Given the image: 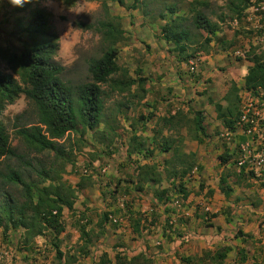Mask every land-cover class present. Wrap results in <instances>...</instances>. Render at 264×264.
<instances>
[{
    "label": "rangeland",
    "instance_id": "374dc122",
    "mask_svg": "<svg viewBox=\"0 0 264 264\" xmlns=\"http://www.w3.org/2000/svg\"><path fill=\"white\" fill-rule=\"evenodd\" d=\"M103 1L108 8V16L102 8ZM130 3L131 0H125L126 5ZM252 3L254 5L238 21L247 35L236 48L240 50L238 55H234L231 50L233 61L236 58L238 62L246 60L250 51H264V0H252ZM226 4L227 0H154L146 8L140 7L130 11L112 0H68V3L55 0L54 9L32 5L18 8L12 7L8 0H0V46L13 51L20 50L26 39L24 29L30 19V11L39 9L46 12L49 15L50 27L59 37V50L53 60L64 68L62 81L71 86L91 81L87 71L88 61L99 58L108 48V42L99 31L84 30L77 24H92L97 27L99 21L106 20L109 16L118 17L124 35L115 46L118 51L117 63L127 69L129 76L135 80V85L123 94L111 91L107 85L102 86L104 111L101 123L93 131H83L79 125L59 141L68 154L63 163L60 160L55 161L53 153L37 154L29 150L17 135L19 129L35 125L37 122L36 109L31 102L21 96L13 104L5 106L0 121L7 130L12 149L36 166L63 164L61 178L74 190V205L77 207L70 212L64 210L61 219L64 231L56 238L52 231H45L44 235L24 243L26 233L23 229L10 230L3 235V227H0V253L4 257L3 264H101L104 257L108 258L104 264H264V237L251 238L246 235V228L241 227L239 221L233 219L235 215H230V212L223 213L225 216L221 222L215 219L211 213L213 211L205 210L211 195H205L203 206L195 202L201 183L194 173H189L182 181L165 177L168 171L165 170L164 162L174 156L173 151L163 154L160 150V146H166V142L177 140L178 159L188 162L193 159L188 153L189 145L184 144L181 137L194 136V99L208 95V91L201 87L192 90L183 102V105L188 104L189 110L179 107L183 123L187 124L173 132H167V125L163 123L162 118L171 116V109L175 106L169 101L175 95L171 97L173 88L164 86L163 83L172 82L178 61L173 46L164 42L161 36L162 26L169 21L167 10L170 6H175L176 15L186 18L184 25L190 28L194 35V48H198L201 42L200 32L192 26L191 8L204 12L212 22L219 23V31H235V20H230ZM19 21L21 23H18ZM219 38V34H216L208 53L201 51L196 54L195 59L206 55L217 56L220 49L230 51L225 43L215 50ZM219 68L223 73V67ZM0 70L9 73L3 62H0ZM139 79L144 80L142 85H139ZM226 85L227 88L230 87L229 82ZM238 89L239 107L243 110L247 97L242 87ZM222 94L223 91L219 90L216 99ZM175 104L182 105L181 102ZM153 142H156L157 146ZM136 143L141 146L140 155L130 154L131 145ZM130 155L134 157L131 158ZM144 159H150L147 161L150 162L148 165L155 166L161 176V182L156 184V187H145L146 184L138 179L139 163ZM9 169L19 171L26 181L39 182L40 179L34 171L25 170L13 158L1 160L0 200L2 194L6 193L16 202L22 203L24 199L21 186H7L2 182V175ZM168 170L170 171L171 167H168ZM177 170L175 169V172H179ZM179 184L184 186L186 192L194 194L192 202L184 204V207L194 209L192 217H178L182 209L176 208V204L183 203ZM139 188L141 191H138ZM204 188L203 184L202 189ZM155 191L163 194L164 203L168 201V204L172 205L169 207V210H172L170 215L176 220L180 218L186 224L184 230L172 229L175 233L174 239L178 243L174 253H169V249L165 251V245L173 243V239L162 243L152 239L155 233L149 235L153 232L149 226L158 221L153 217L154 211L149 215H152L151 221L147 217V220L141 223L143 230L149 229L146 233L149 237L143 239L132 231H119L122 226H117L118 222L113 221L116 218L127 221L129 214L133 221L139 218V215L134 216V212L129 208L133 203L144 200L146 196L149 198ZM88 202L100 203L104 207L97 206L89 211H81L79 204L86 208ZM105 214L107 221L103 222H106V225L100 227ZM87 218L90 220L89 224L86 222ZM133 225L131 223L132 229ZM171 226L174 228L173 223ZM79 227H84L88 237L81 235ZM187 233L192 235V239L187 243L181 242V238ZM209 238L214 240L209 243ZM55 244H58L61 258ZM224 251L228 253L221 260L218 255ZM159 253L162 255L157 257ZM243 257L246 260H242Z\"/></svg>",
    "mask_w": 264,
    "mask_h": 264
},
{
    "label": "trees",
    "instance_id": "16d2710c",
    "mask_svg": "<svg viewBox=\"0 0 264 264\" xmlns=\"http://www.w3.org/2000/svg\"><path fill=\"white\" fill-rule=\"evenodd\" d=\"M112 1L127 10L135 11L140 7L146 8L154 0H131L129 5L125 4V0ZM64 2L68 3V0H64ZM101 5L108 16L106 3L103 1ZM253 5L252 0H227L226 8L231 16L230 20L240 21L244 17V13ZM167 11L169 21L162 26L161 36L164 42L173 46L178 61L187 62L195 58L196 54L201 51L207 54L214 36L220 30L219 23L212 22L204 12L191 8V23L194 29L200 32L201 39L199 47L194 48V35L190 28L184 25V22L187 21L186 18L176 15L175 6H170ZM29 15L30 19L24 29L26 39L21 49L13 51L0 46V62H3L9 70V73L0 70V115L6 105L13 104L21 96L31 102L36 109L37 122L35 125L19 129L17 135L29 150L37 154L53 153L55 161L60 160L63 163L67 160L68 154L59 141L79 125L83 131H93L101 123L104 111L102 86L107 85L111 91L123 94L135 85V80L129 76L127 69L117 63L118 51L115 46L122 39L124 31L119 18L114 16L99 21L97 27L92 24H77L84 30L99 31L104 40L108 42V48L99 58L88 61L87 71L91 81L71 86L62 81L61 75L64 68L53 60L59 50V37L49 25V15L39 9L31 10ZM218 43H220L219 40ZM246 61L250 65L243 78V89L251 97L264 100V51L260 53L250 51L246 56ZM138 82L139 85H142L144 80L139 79ZM229 85L230 87L222 99L225 105L212 100L209 102L214 107L217 120L222 123L225 129L233 131L241 116L240 97L235 82H229ZM162 121L167 127L187 124L183 123L180 114L162 118ZM194 130L193 139L195 140L199 135H205L199 112H194ZM155 143L153 142V144ZM131 147L130 154L140 155L142 153L140 144L136 143ZM160 150L163 153L173 151L174 158L164 162L165 170L168 171V175H165L166 178H178L182 181L196 165L194 155L191 153L190 156L193 159L190 162L178 159L179 156H176L177 146L171 148L168 142H166V146L161 145ZM7 158L15 159L27 171H34L40 181H26L23 175L14 169H9L2 175L4 185L21 186L24 199L22 203H18L6 193L2 194L0 227H3V235H6L10 230L21 228L26 233L24 243L36 236L44 235L45 231H52L56 238L64 231L61 221L63 210L73 211L76 199L74 190L62 181L63 164L52 163L49 166L38 164L36 166L25 156L17 154L11 147L4 124L0 121V162ZM220 160L222 163L227 161L222 157ZM177 166L178 168H176ZM168 167H171L170 171ZM175 169H178L179 172H175ZM137 176L145 184L161 182L159 172L152 165L140 166ZM223 183L224 180L221 179L220 190L225 192ZM179 186L181 198L186 200L189 193L185 191L182 184ZM262 187L264 188V184ZM138 191H141V188ZM154 195L158 201L162 200V193L159 194L155 191ZM103 221H107L106 214L102 223H104ZM102 223L99 224L100 227H102ZM140 223L141 219L134 220L133 232L135 234L140 232ZM87 224L89 223L87 222ZM79 231L83 237H88L84 227H79ZM55 248L58 252V244H55ZM227 253L224 251L218 256L222 260ZM58 256L61 258L62 254L58 252ZM107 259L104 257L101 264L107 262ZM242 260H246V258L243 257Z\"/></svg>",
    "mask_w": 264,
    "mask_h": 264
},
{
    "label": "crops",
    "instance_id": "0c3cea01",
    "mask_svg": "<svg viewBox=\"0 0 264 264\" xmlns=\"http://www.w3.org/2000/svg\"><path fill=\"white\" fill-rule=\"evenodd\" d=\"M18 23L21 22L19 21ZM13 25H15V23ZM22 27L24 28L25 25ZM235 27V31H218L216 33L219 34L220 43L216 45L215 50L225 43L227 45L226 47L230 48V51H228V49H220L217 56L206 55L196 59H190L187 62L177 61V67H175V75L172 82L169 84L163 83V85L172 87L171 97L175 95L169 101L174 103L175 106V108L171 109V116L180 113V106L187 111L189 110L188 104L183 105V102L185 101V97H187L192 90L201 87L203 90L208 91L207 97L204 98L203 95L196 98L194 97L195 99L193 102L196 106L194 111L201 114L205 135H199L197 140L193 139L195 134L193 137H187L186 135L181 137L183 143L189 145L190 152L188 153L193 154L195 157L196 165L191 173H194V176L199 183H201V188H199V192L195 197V202L203 206L205 204V195H211L208 202L209 204L208 206L206 205L205 210L213 211L211 213L216 217L215 219L221 222L224 220L225 216L223 213L225 211L230 212V215H235L233 219L236 221L238 220L239 225L246 228L244 232L246 235H250L251 238L254 236L264 237V188L262 187V184H264V168L260 171L257 169L248 170L249 163L247 161L245 165L239 166L240 157L243 156L240 147L244 143H251L252 161L255 156L264 152V128H258L255 132L256 134L252 137L246 134L244 128L240 125H237L233 131H228L223 127L222 123L217 120L214 107L209 102V100H212L213 102H221L222 105H225L222 99L228 90L226 85L227 82H235L238 88H243V78L247 74V68L250 64L246 60L238 62L237 58L233 61L231 58V50L234 51V55H238L240 50L236 48L245 40L244 37L247 34L244 33L242 26L239 25V22L236 20ZM219 67H223V73L220 71ZM162 80H164V78ZM219 90L223 91V94L220 98L218 97L216 99V93H218ZM243 92L247 99H253L244 89ZM177 102H181L182 105L175 104ZM192 123L194 124V121ZM178 126L169 125L167 127V132H173L179 129L180 126ZM169 144L171 148L175 147L177 140L172 139ZM152 149H154V146H152ZM130 157L133 158L134 156L130 155ZM221 157L226 158L227 161L222 163L220 160ZM136 159L140 161L139 157ZM167 159L169 160V158ZM147 161L144 159L139 165L143 166L150 163ZM221 179L224 180L222 186L225 192L220 190ZM203 184L205 185L204 189H202ZM147 186L156 187L157 185L154 183H147L145 187ZM193 195L194 194H189L186 200L181 199L183 202L182 204H176V208L182 209L178 217H184L185 215L192 217V211H194V209H192V207H184V204L192 202ZM170 205L168 201L165 203L162 200L158 201L155 195L151 194L149 198L146 196L144 200L133 203V206L129 209L131 212H134V216L139 215L138 219H141V223L147 220V217L151 221L152 215H149L151 211H154L155 215H153V217L158 221L154 223V225L149 226V229L153 231L150 232L149 235L155 233L152 239L159 240L162 243H166L168 239H173V243L165 245V247H167L165 251L169 249V253H174V248H177L176 246L178 243L177 240L174 239L175 233L172 229L184 230L186 224L180 218L176 220L173 215H170L172 211L171 209L169 210V207L172 206ZM79 206L81 211H89L97 206L104 207L102 204L96 202H88L86 208L81 207V204H79ZM76 207L75 204L73 208L76 209ZM202 210L204 211L203 208ZM81 216H83V214H81ZM191 220L193 219L191 218ZM89 221L90 220L87 218L86 222L89 223ZM113 221H116V223L118 222L117 226H122L118 229L119 231L124 230L133 232L131 223L134 224V221L131 220L130 214L128 215L127 221L123 218H116V220L114 219ZM172 223L174 228L171 226ZM104 225H106V222L102 223V227ZM149 229L143 230L141 224L140 236H138L139 234L133 233L137 235V237L143 239V237H149L146 234ZM216 238L221 237L216 236ZM213 240L214 238L208 239L209 243ZM161 255L162 254L159 253L157 257Z\"/></svg>",
    "mask_w": 264,
    "mask_h": 264
},
{
    "label": "built area",
    "instance_id": "2783aa9c",
    "mask_svg": "<svg viewBox=\"0 0 264 264\" xmlns=\"http://www.w3.org/2000/svg\"><path fill=\"white\" fill-rule=\"evenodd\" d=\"M247 104L244 109L241 110V116L238 125L244 128L246 134L252 137L256 134L258 128H264V100L260 99H246ZM240 151L243 156L240 157L239 166L249 163L248 170H262L264 168V152L255 156L253 161L251 160V143L246 142L240 147ZM247 161V162H246ZM192 239V235L187 233L181 238V242L187 243ZM4 257L0 253V264H3Z\"/></svg>",
    "mask_w": 264,
    "mask_h": 264
},
{
    "label": "clouds",
    "instance_id": "9594fccd",
    "mask_svg": "<svg viewBox=\"0 0 264 264\" xmlns=\"http://www.w3.org/2000/svg\"><path fill=\"white\" fill-rule=\"evenodd\" d=\"M8 3L12 7L18 8H24L26 5H32L33 7L40 6L44 8L54 9L55 6V0H8Z\"/></svg>",
    "mask_w": 264,
    "mask_h": 264
}]
</instances>
